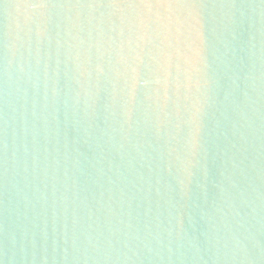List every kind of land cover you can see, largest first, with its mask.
<instances>
[{"label":"water","instance_id":"1","mask_svg":"<svg viewBox=\"0 0 264 264\" xmlns=\"http://www.w3.org/2000/svg\"><path fill=\"white\" fill-rule=\"evenodd\" d=\"M0 264H264V0H0Z\"/></svg>","mask_w":264,"mask_h":264},{"label":"snow or ice","instance_id":"2","mask_svg":"<svg viewBox=\"0 0 264 264\" xmlns=\"http://www.w3.org/2000/svg\"><path fill=\"white\" fill-rule=\"evenodd\" d=\"M28 2L32 3L34 6H45L49 3V0H28ZM95 2H98L101 6L104 4H127L129 6H132L134 8H151L155 7L157 4H179L182 2V0H95ZM177 24H180L181 21L177 19Z\"/></svg>","mask_w":264,"mask_h":264}]
</instances>
